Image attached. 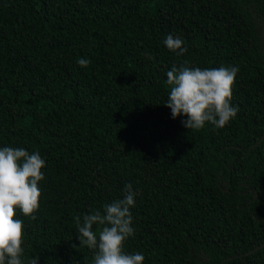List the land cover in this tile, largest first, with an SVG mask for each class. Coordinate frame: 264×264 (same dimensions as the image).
<instances>
[{
	"label": "trees",
	"instance_id": "16d2710c",
	"mask_svg": "<svg viewBox=\"0 0 264 264\" xmlns=\"http://www.w3.org/2000/svg\"><path fill=\"white\" fill-rule=\"evenodd\" d=\"M258 20L264 0H0V147L46 161L35 219L16 214L24 264H93L74 217L123 198L127 183L135 232L124 250L143 264H264ZM185 61L239 67V111L224 128L172 118L166 73Z\"/></svg>",
	"mask_w": 264,
	"mask_h": 264
},
{
	"label": "clouds",
	"instance_id": "9594fccd",
	"mask_svg": "<svg viewBox=\"0 0 264 264\" xmlns=\"http://www.w3.org/2000/svg\"><path fill=\"white\" fill-rule=\"evenodd\" d=\"M164 44L177 55L187 51L182 39L173 34H167ZM144 55L154 59L148 52ZM77 63L87 67L91 61L80 58ZM238 72L237 66L200 68L190 67L186 61L180 66L173 64L166 73L170 91L164 104L171 109L173 119L186 117L181 123L188 130L199 131L206 123L224 128L239 111L231 103ZM45 166L39 151L0 147V264H24V222L16 214L19 210L35 219L42 195L38 183L45 178L41 171ZM123 193V198L105 204L102 211L90 210L82 218L74 217L79 246L92 250L93 264H143L145 260L141 252L124 250L125 241L135 232L131 208L136 204V192L127 183ZM39 259L30 257L27 264H38Z\"/></svg>",
	"mask_w": 264,
	"mask_h": 264
},
{
	"label": "rangeland",
	"instance_id": "374dc122",
	"mask_svg": "<svg viewBox=\"0 0 264 264\" xmlns=\"http://www.w3.org/2000/svg\"><path fill=\"white\" fill-rule=\"evenodd\" d=\"M258 24L260 25L259 37H260V40H261V49H262L263 54H264V26L262 25L261 20H258ZM224 182H225L224 180H221V183H224Z\"/></svg>",
	"mask_w": 264,
	"mask_h": 264
},
{
	"label": "water",
	"instance_id": "95a60500",
	"mask_svg": "<svg viewBox=\"0 0 264 264\" xmlns=\"http://www.w3.org/2000/svg\"><path fill=\"white\" fill-rule=\"evenodd\" d=\"M263 136H264V134H263V135L257 140V142L260 141V140L262 139ZM263 245H264V242L260 243V244L257 245V247H255V248H258V247L263 246Z\"/></svg>",
	"mask_w": 264,
	"mask_h": 264
}]
</instances>
